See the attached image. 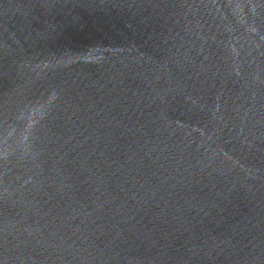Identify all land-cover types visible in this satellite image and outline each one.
I'll use <instances>...</instances> for the list:
<instances>
[{"label":"water","instance_id":"95a60500","mask_svg":"<svg viewBox=\"0 0 264 264\" xmlns=\"http://www.w3.org/2000/svg\"><path fill=\"white\" fill-rule=\"evenodd\" d=\"M0 264H264V0H0Z\"/></svg>","mask_w":264,"mask_h":264}]
</instances>
